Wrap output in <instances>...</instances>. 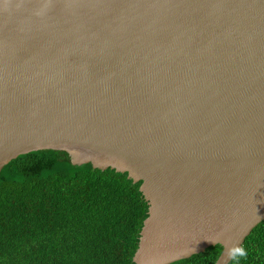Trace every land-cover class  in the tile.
Listing matches in <instances>:
<instances>
[{
    "label": "water",
    "instance_id": "water-1",
    "mask_svg": "<svg viewBox=\"0 0 264 264\" xmlns=\"http://www.w3.org/2000/svg\"><path fill=\"white\" fill-rule=\"evenodd\" d=\"M44 149L142 182L136 264H229L264 220V0H0V173Z\"/></svg>",
    "mask_w": 264,
    "mask_h": 264
},
{
    "label": "trees",
    "instance_id": "trees-1",
    "mask_svg": "<svg viewBox=\"0 0 264 264\" xmlns=\"http://www.w3.org/2000/svg\"><path fill=\"white\" fill-rule=\"evenodd\" d=\"M127 172L22 154L0 173V264H136L149 204ZM220 244L171 264H214ZM229 264H264V220Z\"/></svg>",
    "mask_w": 264,
    "mask_h": 264
}]
</instances>
